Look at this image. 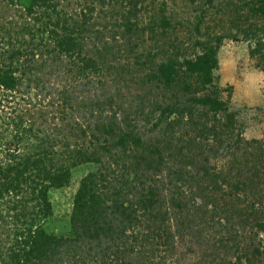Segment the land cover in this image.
Returning <instances> with one entry per match:
<instances>
[{
    "label": "trees",
    "instance_id": "trees-1",
    "mask_svg": "<svg viewBox=\"0 0 264 264\" xmlns=\"http://www.w3.org/2000/svg\"><path fill=\"white\" fill-rule=\"evenodd\" d=\"M96 1L106 7V0ZM58 6L55 0H32L11 18L0 16V88L12 93L6 95V104L20 94L29 106L27 114L0 115V127H5L0 128V221L8 225V237L0 242V264H138L136 255L148 257L157 245L159 223L152 215L159 205L150 181L140 182L151 169L141 147V127L149 125L148 134L160 127L157 135L177 146L178 158L181 151L192 150L195 141L209 152L230 148L226 138L234 136L237 120L214 84L216 50L223 38L241 37L256 67L264 71V0H248V18L234 22L232 34L217 32L211 44H195L187 36L172 41L168 52L156 58L159 63L149 65L150 55L145 56L139 76L148 90L138 101H115L114 94L105 101L106 84L93 78L98 71L95 60L83 56L89 47L84 40L92 48L106 44L100 35L117 23L114 12H99L101 19L112 20L98 23L102 29L92 32L94 9L69 4L73 9L67 15ZM129 16H121L126 32ZM132 27L135 36L138 26ZM201 27L193 24L198 35ZM209 136L212 146L206 143ZM132 148L142 151L138 161ZM126 149L127 160L122 158ZM173 161L177 171L172 174L179 172L185 188L177 207H198L193 200L199 194L191 199L187 185L192 180L188 167L194 165L187 162L183 168ZM93 162L99 167L82 178L74 196L70 236L47 234L42 224L51 216L49 191L65 187L73 167ZM202 171L208 179L206 169ZM209 185L217 184H206L207 190ZM143 225L146 230L137 233ZM258 231L264 233V224ZM254 251L252 259L245 252L238 260L264 264V250Z\"/></svg>",
    "mask_w": 264,
    "mask_h": 264
},
{
    "label": "rangeland",
    "instance_id": "rangeland-1",
    "mask_svg": "<svg viewBox=\"0 0 264 264\" xmlns=\"http://www.w3.org/2000/svg\"><path fill=\"white\" fill-rule=\"evenodd\" d=\"M31 1L0 0V16L9 19L16 10L27 8ZM247 1L106 0V7H99L96 0H55V3L67 15L68 10L72 11L73 8L94 9L92 21L95 26L92 27V32L101 30L97 24L104 20L108 24L113 18L117 21L100 35L106 41L104 46L98 44L97 48H92L90 42L84 40V44L89 47L83 51V56L95 60L98 71L93 78L106 84L105 101L112 94L116 96L115 101L118 98L138 101L143 91L148 90L139 76L145 56L150 55L149 65L152 62L159 63L156 58H162V54L168 52L167 48L174 40L177 43L191 36L195 44L206 41L211 44L212 38L217 34H232L235 31L232 29L236 25L234 22H243L250 14ZM69 4L73 8H68ZM99 12L112 13V19H101ZM128 13L131 25H127L129 27L126 32L121 16H127ZM162 23L166 24L164 28L161 27ZM196 23L202 26L198 30L199 35L193 28ZM134 24L138 26L135 36V27H132ZM240 39L221 40L216 50L217 67L212 72L220 97L237 120L234 136L226 138L230 141L229 149H214L209 152L211 149L208 150L204 144L200 146L195 141L191 143L192 150L181 151L182 157L178 158L177 146H171L164 136L157 135L160 127L149 134V125L141 127V147L144 149V157L151 162V169L139 177L140 182L150 181L156 194L159 206L152 215L159 223L157 245L147 254L148 257L143 253L137 254L138 264H245L244 260H238V255L247 252L248 258L252 259L254 249L264 250V233L258 231L260 224H264V71L256 67L255 61L249 56L248 43L243 41L245 39ZM195 50L200 51L198 47ZM163 58H166L165 55ZM10 94L12 93L0 88V115L27 114L29 106L23 102L25 96L16 94L14 102L6 104L5 97ZM195 120L199 121V117L195 116ZM3 128L5 127L1 129ZM212 139L209 136L206 141L209 146L213 145ZM76 142L74 139L73 144ZM55 149L62 150L61 147ZM132 150L138 161L141 149ZM176 151L178 154H175ZM128 154L126 149L122 158L127 160ZM174 159L182 163L183 168L188 166L187 162L194 165L188 167L192 168L189 170L192 180L187 185L191 190V199L193 194H199L193 200L198 207H177L178 196L185 192V188L182 185L184 182L179 181V172L178 175L172 174L177 171L173 165ZM98 167L99 164L95 162L77 165L71 169L70 181L65 187L49 191L51 216L42 224L47 234L70 236L73 200L80 181ZM140 168L143 169L142 164ZM204 169L210 175L208 179H205ZM238 169L240 171L236 174L235 170ZM238 174L246 175L238 177ZM129 175L133 177V174ZM213 181L217 185H209L207 190L206 184ZM209 196L212 197L207 199ZM207 200L214 202L207 203ZM202 204L208 205L206 210L200 208ZM147 218L150 215H145V219ZM7 228V221H0V242L5 241L4 236L8 237ZM145 228L143 225L136 232L140 233ZM138 250L137 247L134 251ZM235 250L238 252L232 253Z\"/></svg>",
    "mask_w": 264,
    "mask_h": 264
}]
</instances>
